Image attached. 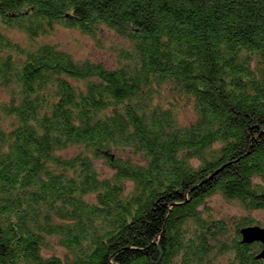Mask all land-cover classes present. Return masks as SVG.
I'll use <instances>...</instances> for the list:
<instances>
[{
    "label": "trees",
    "instance_id": "16d2710c",
    "mask_svg": "<svg viewBox=\"0 0 264 264\" xmlns=\"http://www.w3.org/2000/svg\"><path fill=\"white\" fill-rule=\"evenodd\" d=\"M0 91V264H264L207 202L264 210V0H0Z\"/></svg>",
    "mask_w": 264,
    "mask_h": 264
},
{
    "label": "rangeland",
    "instance_id": "374dc122",
    "mask_svg": "<svg viewBox=\"0 0 264 264\" xmlns=\"http://www.w3.org/2000/svg\"><path fill=\"white\" fill-rule=\"evenodd\" d=\"M14 39L25 41L26 37L21 32L14 30L11 32ZM45 42H50L58 45L60 48L72 53L78 59L89 58L95 61H102L110 67L117 65V50L123 43V39L115 32L105 29L99 37L95 38L91 35L84 34L79 29L58 26L54 32L47 35ZM168 94V91L165 90ZM9 95L5 91H0V103L8 101ZM180 113V120L186 124L195 119V113L191 108H184ZM74 149L70 151L73 153ZM98 169L104 174L112 173V168L102 160L98 162ZM211 213L217 217L239 218L244 215H249L256 220L259 225L264 226V210H254L247 212L236 202L225 199L221 194H214L208 198ZM46 253L62 254L64 250L54 245L53 249H48ZM223 264L226 259H222Z\"/></svg>",
    "mask_w": 264,
    "mask_h": 264
},
{
    "label": "water",
    "instance_id": "95a60500",
    "mask_svg": "<svg viewBox=\"0 0 264 264\" xmlns=\"http://www.w3.org/2000/svg\"><path fill=\"white\" fill-rule=\"evenodd\" d=\"M242 241L251 243L259 241L264 245V226L261 225H248L240 229ZM257 258H264V247L257 254Z\"/></svg>",
    "mask_w": 264,
    "mask_h": 264
}]
</instances>
